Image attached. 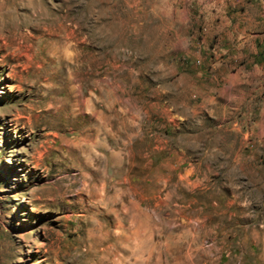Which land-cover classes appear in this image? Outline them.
Returning a JSON list of instances; mask_svg holds the SVG:
<instances>
[{"label":"rangeland","instance_id":"1","mask_svg":"<svg viewBox=\"0 0 264 264\" xmlns=\"http://www.w3.org/2000/svg\"><path fill=\"white\" fill-rule=\"evenodd\" d=\"M0 264H264V0H0Z\"/></svg>","mask_w":264,"mask_h":264}]
</instances>
